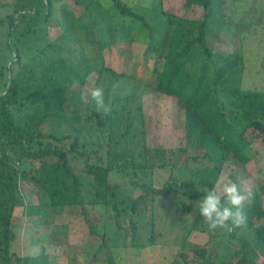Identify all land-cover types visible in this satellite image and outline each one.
<instances>
[{
    "label": "trees",
    "instance_id": "16d2710c",
    "mask_svg": "<svg viewBox=\"0 0 264 264\" xmlns=\"http://www.w3.org/2000/svg\"><path fill=\"white\" fill-rule=\"evenodd\" d=\"M33 1L38 5L34 20L25 23L11 15L7 28L13 54L11 75L0 94V264H57L45 252L19 256L12 251L18 206L24 216L37 217L74 205L87 214L85 207L97 204L106 210L101 247L109 250L113 264L114 243L154 241L155 217H148L142 206L149 197L168 198L176 192L203 197L221 182L230 159L246 165L252 144H264V90L243 88L246 62L240 51L219 52L211 45L236 26L263 25L264 0H185L187 8L204 9L201 19L163 5L139 8L124 0L100 7L94 0H76L84 4L78 15L64 11L61 16L63 0L60 5L56 0ZM56 16L62 32L47 39L42 24ZM121 42L147 46L145 58L155 61L156 84L105 65L103 51ZM94 75L93 87L102 88L110 104L107 115L98 113L90 98L81 99ZM152 92L175 97L185 110V146L168 150L148 145L142 99ZM49 123L62 135L42 128ZM157 167L172 171L162 188L150 179ZM28 178L37 183L30 195L23 186ZM136 188L142 191L137 197ZM245 212L241 247L231 256H223L217 247L211 254L206 247L195 248L203 261L181 253L179 264H258L264 259V181L255 198L246 201ZM127 220L130 228H124ZM147 228L151 231L145 237L141 230ZM91 231L97 233L95 224Z\"/></svg>",
    "mask_w": 264,
    "mask_h": 264
},
{
    "label": "rangeland",
    "instance_id": "374dc122",
    "mask_svg": "<svg viewBox=\"0 0 264 264\" xmlns=\"http://www.w3.org/2000/svg\"><path fill=\"white\" fill-rule=\"evenodd\" d=\"M124 1L139 8L163 5L166 9L189 18L201 19L204 16L203 8L199 6L187 8L184 6L185 0ZM63 2L64 7L59 12L61 16L66 11L75 17L84 7V4H77L76 0ZM94 2L97 7L111 4V0ZM261 2L262 0H255L254 3ZM56 3L60 5L59 0H56ZM21 6L24 7L23 11L16 12ZM37 9V2L33 0H0V94L5 90V84L11 75L9 66L13 53L6 42L9 18L13 15L17 20L23 19L27 23L34 20ZM24 12L28 15L22 18ZM238 12L243 19L248 20L249 16L240 10ZM56 18L57 16L48 22L43 21L42 26L46 28L47 39H56L62 32ZM16 30L15 28L14 35L18 34ZM211 45L219 52L240 51L246 62L243 88L264 90V24L236 26L230 32L221 33ZM146 47L141 42L115 44L103 51L105 65L156 84L153 71L155 61L146 60ZM161 52L165 53V50ZM3 69L4 76L1 75ZM95 80L96 75L88 85L86 95L95 84ZM142 103L146 140L150 147L173 150L186 145L189 120L175 97L152 92L144 95ZM42 128L47 132L62 135V130L51 123L42 125ZM248 153L251 160L246 165L230 159L219 184L239 182L246 201L251 202L264 181V144L260 140L255 141ZM171 175L172 171L169 168L157 167L152 170L150 179L155 187L162 188L171 179ZM234 177L238 179L237 182ZM114 178L127 183V179L120 176ZM23 186L29 195L37 189V183L33 178L24 180ZM141 192L140 189H134V196L137 197ZM201 198H193L182 192L173 193L168 198L149 197L142 206L146 208L148 217H155L154 241L145 239L144 243L135 246L129 241L126 245L114 243L110 251L114 259L113 264H179L178 256L181 253L186 254L188 259L202 262L203 259L194 251L195 248L202 247H206L208 254L217 247L223 256H231L241 247L239 235L242 230L236 229L232 233L219 229L215 232L209 231L196 206ZM85 208L87 214L83 212L81 205H74L64 209L56 208L48 216L26 217L23 215V207L18 206L14 213L17 238L13 242L12 251L19 256L39 255L45 252L50 255L51 261L57 264H112L107 257L109 250L101 247L103 242L101 235L105 229V207L97 204L87 205ZM96 219L98 222H94ZM197 219H199L197 227L189 232L190 226ZM91 224H95L97 233L91 231ZM123 225L124 228H130L129 220L123 222ZM150 231V228L143 229L141 234L146 237V234L150 235ZM184 241L185 247L182 246ZM263 261L261 257L258 264H263ZM13 264H16V260Z\"/></svg>",
    "mask_w": 264,
    "mask_h": 264
},
{
    "label": "clouds",
    "instance_id": "9594fccd",
    "mask_svg": "<svg viewBox=\"0 0 264 264\" xmlns=\"http://www.w3.org/2000/svg\"><path fill=\"white\" fill-rule=\"evenodd\" d=\"M88 98L94 102L98 113L103 112L107 115L110 112V104H106L102 88L92 87L87 96L81 97L85 102ZM196 206L211 232L219 229L232 233L246 226V196L234 182H225L206 189Z\"/></svg>",
    "mask_w": 264,
    "mask_h": 264
}]
</instances>
